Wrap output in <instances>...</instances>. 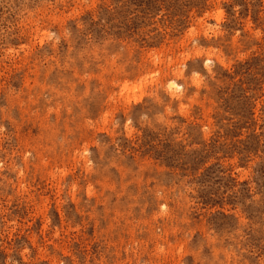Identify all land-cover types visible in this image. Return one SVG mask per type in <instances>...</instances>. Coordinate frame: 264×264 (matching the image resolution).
Masks as SVG:
<instances>
[{
	"label": "rangeland",
	"instance_id": "rangeland-1",
	"mask_svg": "<svg viewBox=\"0 0 264 264\" xmlns=\"http://www.w3.org/2000/svg\"><path fill=\"white\" fill-rule=\"evenodd\" d=\"M0 264H264V0H0Z\"/></svg>",
	"mask_w": 264,
	"mask_h": 264
},
{
	"label": "bare ground",
	"instance_id": "bare-ground-1",
	"mask_svg": "<svg viewBox=\"0 0 264 264\" xmlns=\"http://www.w3.org/2000/svg\"><path fill=\"white\" fill-rule=\"evenodd\" d=\"M173 85H174V84H171V86H170V83H169V89H170V87H172L173 89L176 88V86L174 85V87H173ZM170 90H171V89H170Z\"/></svg>",
	"mask_w": 264,
	"mask_h": 264
}]
</instances>
